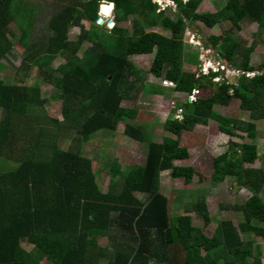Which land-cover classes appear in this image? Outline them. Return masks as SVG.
Wrapping results in <instances>:
<instances>
[{
    "label": "trees",
    "instance_id": "1",
    "mask_svg": "<svg viewBox=\"0 0 264 264\" xmlns=\"http://www.w3.org/2000/svg\"><path fill=\"white\" fill-rule=\"evenodd\" d=\"M104 1L115 2L116 20H131L133 29L117 24L109 31L99 24ZM174 1L177 17L167 14V9L159 10L156 0H66L50 20L49 36L32 43L37 7L24 0H0V70L2 61L21 46L24 58L19 70L26 69L24 74L30 75L33 66H38L40 74L64 96V119L50 117L38 83L11 82L0 74V160L5 164L0 169V264H42L44 259L53 264H174L177 257L181 264H262L261 246L255 237H264L260 211L264 162L261 168L246 165H256L262 157L256 140L258 122L264 121V62L257 67L251 64L258 43L246 47L237 32L244 21L264 30V0H227L214 12L198 10L203 0ZM103 5V14L109 15L114 4ZM224 21L231 27L221 35L210 34L204 46L217 50L220 59L238 72L234 83L225 78L215 82L222 72L204 74L201 68L184 67L185 62L199 63L196 54L186 53L188 26L202 22L212 29ZM13 22L22 32L18 41L11 38L16 35ZM74 26L81 28L77 40L70 37ZM152 26L171 35L148 30ZM85 41L92 44L80 54ZM150 53L154 58L148 70L129 59L130 55ZM58 56H64L66 62L55 67ZM149 73L172 80L175 90L188 99L194 96L183 105L182 121L174 116L166 121V132L175 137L166 136L162 142L154 141L144 125L134 122L138 108L123 105L139 90L165 93L156 84L146 87ZM202 91L211 93L206 98L197 96ZM233 99L240 101L249 120L214 111L215 105L228 106ZM211 120L222 134L245 139L238 134L242 132L253 142L229 143L213 159V183L220 185L233 178L252 196L241 205H223L242 213L243 221L237 226L221 220L209 236L189 215L196 213L205 227L210 225L204 196L188 200L186 213L174 216L170 198L162 193V175L170 171L187 185L194 181L193 166L175 164L190 157L181 137ZM122 122L126 134L150 143L148 160L145 166L124 168L114 158L105 192L93 158L82 147L98 131H116ZM64 128L79 133L81 144L62 147L58 139ZM23 139L27 145L22 146ZM185 196L183 191L177 192L175 201L181 203ZM105 237L110 246L100 245L99 238ZM24 242L33 247L26 248Z\"/></svg>",
    "mask_w": 264,
    "mask_h": 264
},
{
    "label": "rangeland",
    "instance_id": "2",
    "mask_svg": "<svg viewBox=\"0 0 264 264\" xmlns=\"http://www.w3.org/2000/svg\"><path fill=\"white\" fill-rule=\"evenodd\" d=\"M28 2L30 6L37 7L36 11V30L33 33L31 42L43 41L45 37L50 34L49 23L53 14L59 11L66 0H24ZM160 3L164 2L163 6L167 8L166 12L172 17H177V7L173 4L172 0H158ZM227 0H203L200 4L199 11H211L214 12L220 9ZM102 14V13H101ZM115 15V11H111L109 15H104L105 23L101 24L109 31L112 30L109 27L108 22ZM242 22V30L237 32V36L244 42L246 47H249L253 41L258 43V46L252 53L251 64L254 66H260L264 62V30L260 29L256 23ZM116 23L124 27L133 29V23L131 20ZM198 25H189L185 31L184 40L186 44V53H194L197 55L199 63L196 65L191 62H185L184 67L187 70L200 69L204 74H208L211 70L214 72L221 71L225 75V79H232L233 83L236 81L237 71L230 65H225L224 60L220 59L217 50L214 48L204 46V42L208 41L207 38L210 34L221 35L223 31H226L231 27L229 22L225 21L212 29L205 27L202 22H197ZM12 28L16 31V35H12L11 38L14 41H18L21 37V31L17 29V23H12ZM148 30L160 31L164 34L171 35V32L160 27L152 26ZM81 32L80 26H74L71 28V39L77 40ZM91 42L85 41L82 51L83 54L86 48L91 46ZM210 45V44H209ZM15 52L9 53V55L2 61L3 66L0 70V74L4 78H8L9 81H15L18 83H24L33 85L38 83L42 89V96L45 98L46 113L50 117L64 119L62 111L64 104L63 92L56 86L55 83L46 80L39 72L38 66H33L29 71L30 75L24 74L25 70H19V67L24 58V48L19 47ZM154 53L150 54H136L130 55L129 59L138 68L148 70L151 62L153 61ZM66 62L64 56H58L53 63L55 67H58L61 63ZM163 77H157L156 75L149 73L146 77V87L150 88L151 84L163 86ZM220 81L223 79L220 78ZM231 82V81H230ZM165 93L163 94H150L146 91H140L135 98H129L123 101V105L135 107L139 109V115L134 120L136 124L144 125L148 132L153 135V140L156 142H162L166 136L170 135L166 132L164 125L166 121L172 116L175 117L177 109L183 108L184 103L188 101L186 94H182L175 90L173 86H163ZM210 91H202L197 96L206 98L210 95ZM196 97V96H195ZM214 111L224 117H236L243 120H249L248 112L240 108V101L233 99L228 106L215 105ZM3 117V113H0V121ZM46 121L49 124V119ZM45 121V122H46ZM52 128L56 126L50 123ZM50 127V128H51ZM258 129L260 130L259 139L256 140L259 152L262 157L259 159L256 165H246L247 167H263L264 160V121L258 122ZM239 136L245 137L240 139L239 137H231L226 134H222L215 121L211 120L206 126L197 125L192 132L185 131L181 137V144L188 148L190 157L186 160H178L176 165L193 166L197 175L194 177V181L187 185L183 179H175L171 176V172H164L162 175V193L170 198L171 214H185L184 204L192 198H204L207 201L211 223L205 227L202 219L196 213H190L193 217V224L195 226L203 227L205 233L209 236L213 234L214 229L221 220H230L239 225L243 221V215L237 210H226L223 205H241L244 204L251 196L252 193L247 188H239L233 178H228L223 184H215L211 181L213 174V159L228 149V144L233 142H253L246 138V134L239 132ZM79 133H76L69 129H61L59 134V144L62 147L70 148L71 144H76V147L81 144L78 139ZM175 137V136H174ZM28 141L21 140V144L27 145ZM149 142L147 140H137L125 133V123L119 124L116 131L112 130H100L98 133L82 147L86 155L90 156L94 160V167L98 168V181L103 191L109 190V185L112 179L111 164L114 158H118L124 168H128L132 165L145 166L149 155ZM8 163V162H7ZM4 165L0 160V169H4ZM10 165H17L15 162L10 161ZM186 194L184 201L178 203L175 201L177 192L179 194ZM185 191V192H184ZM188 191H195V194ZM138 197L148 200V197L138 193ZM264 199V190L262 192ZM190 201V203H192ZM264 204V201H263ZM260 211L264 215V205L260 208ZM247 238H253L252 236H245ZM258 244L261 246V263L264 264V237H255ZM101 246H110L109 239L99 238ZM26 248L33 247L32 244L24 242ZM42 264H53L52 261L44 259ZM174 264H181L180 259L175 260ZM256 264H258L256 262Z\"/></svg>",
    "mask_w": 264,
    "mask_h": 264
},
{
    "label": "built area",
    "instance_id": "3",
    "mask_svg": "<svg viewBox=\"0 0 264 264\" xmlns=\"http://www.w3.org/2000/svg\"><path fill=\"white\" fill-rule=\"evenodd\" d=\"M157 2H159L158 0H156ZM160 3V2H159ZM164 3V2H163ZM162 2L160 3L161 4V8L159 9V10H165L166 9V7H164ZM115 24H116V22L115 21H112L111 22V19L109 20V22H108V25H109V27H111V28H113L114 26H115ZM220 78H216L215 80L216 81H220L219 80ZM163 85L164 86H173V87H175L176 86V84L172 81V80H169V79H164L163 80ZM196 93V92H195ZM194 99V96L193 95H191V96H189V100L191 101V100H193ZM183 113H184V110H183V108H179V109H177V113H176V119L177 120H182L183 119Z\"/></svg>",
    "mask_w": 264,
    "mask_h": 264
},
{
    "label": "clouds",
    "instance_id": "4",
    "mask_svg": "<svg viewBox=\"0 0 264 264\" xmlns=\"http://www.w3.org/2000/svg\"><path fill=\"white\" fill-rule=\"evenodd\" d=\"M172 2H173V4L174 5H176V7H177V4L175 3V1L174 0H172ZM103 3H106L107 5H112V4H114V7H113V9H112V11H115V2H111V1H104ZM102 3V4H103ZM102 4H101V6H102ZM160 4V3H159ZM161 5V4H160ZM167 9V8H166ZM102 13V14H101ZM104 16H103V12H102V9H101V7H100V16H99V18H98V23H99V20L100 19H104L103 18ZM113 19V21H115L116 22V16L114 15V17L112 18ZM100 24V23H99ZM257 24V23H256ZM116 25H117V23L115 24V26L112 28V29H114L115 27H116ZM258 25V24H257ZM224 60V59H223ZM224 64L225 65H229L228 64V62L226 61V60H224ZM202 71V70H201ZM212 71V70H211ZM203 72V71H202ZM218 72H221V71H218ZM237 75H238V72H237ZM236 75V76H237ZM221 78L224 80V78H225V75L222 73V76H221ZM214 81L215 82H220V81H216L215 79H214ZM230 81H233L232 79H230ZM164 86V85H163ZM162 86V87H163ZM165 87H167V86H165ZM164 88V87H163ZM192 101V100H191ZM184 117V116H183ZM175 119H176V115H175ZM183 120V119H182ZM182 120H177V121H182ZM149 145H150V143H149Z\"/></svg>",
    "mask_w": 264,
    "mask_h": 264
},
{
    "label": "water",
    "instance_id": "5",
    "mask_svg": "<svg viewBox=\"0 0 264 264\" xmlns=\"http://www.w3.org/2000/svg\"><path fill=\"white\" fill-rule=\"evenodd\" d=\"M112 21H113V19H111V22H112ZM99 23H100V24H104V23H105V19H100V20H99Z\"/></svg>",
    "mask_w": 264,
    "mask_h": 264
},
{
    "label": "bare ground",
    "instance_id": "6",
    "mask_svg": "<svg viewBox=\"0 0 264 264\" xmlns=\"http://www.w3.org/2000/svg\"><path fill=\"white\" fill-rule=\"evenodd\" d=\"M103 4H104V3H103ZM103 4H102V6H101V9H102V7L104 6ZM112 5H113V4H112ZM102 12H103V10H102ZM104 15H105V14H104ZM105 16H106V15H105Z\"/></svg>",
    "mask_w": 264,
    "mask_h": 264
},
{
    "label": "crops",
    "instance_id": "7",
    "mask_svg": "<svg viewBox=\"0 0 264 264\" xmlns=\"http://www.w3.org/2000/svg\"><path fill=\"white\" fill-rule=\"evenodd\" d=\"M165 92V91H164ZM231 143H233V142H231Z\"/></svg>",
    "mask_w": 264,
    "mask_h": 264
},
{
    "label": "snow or ice",
    "instance_id": "8",
    "mask_svg": "<svg viewBox=\"0 0 264 264\" xmlns=\"http://www.w3.org/2000/svg\"><path fill=\"white\" fill-rule=\"evenodd\" d=\"M107 11V10H106Z\"/></svg>",
    "mask_w": 264,
    "mask_h": 264
}]
</instances>
